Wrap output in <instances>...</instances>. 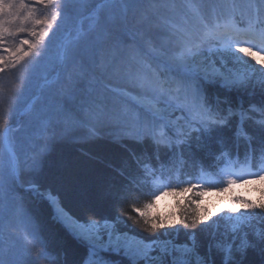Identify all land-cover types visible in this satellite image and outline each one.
<instances>
[{
    "label": "snow or ice",
    "instance_id": "snow-or-ice-1",
    "mask_svg": "<svg viewBox=\"0 0 264 264\" xmlns=\"http://www.w3.org/2000/svg\"><path fill=\"white\" fill-rule=\"evenodd\" d=\"M105 2L109 3L110 0ZM130 2L137 3L142 0ZM82 3L83 0H31V3L28 0H0V50H2L0 66H3L0 67V73L6 69H23L20 87L10 96L13 106L20 101L26 84L57 43L58 34L63 26L73 21L75 14L79 12L77 5ZM247 11L249 18L246 24L238 25L230 17L223 23L204 24V37L199 34V26L175 28L172 37L176 40V48L170 52L160 51L155 47H152L151 52H145L140 48L138 55L145 71L133 78L134 85L140 89L138 96L133 97L140 105V110L135 116V139L140 141L150 139L157 147V155L162 144L175 153L181 144L187 143L190 133L181 132L180 136L184 139L178 143H173L171 139L164 141L163 137L156 133L158 123L164 118V110L158 105L168 104L171 107V102L175 100H182V107L195 114L199 124L195 131H210L214 125H226L228 117L208 103L204 82L219 83L226 90H247L249 85L255 82L264 90V59L257 58L258 55L264 56V0H249ZM192 12L199 15L201 20L204 19L200 7H192ZM100 27L97 18L91 28L96 30ZM24 33H27L29 38L19 39L17 43L18 35ZM83 35L78 33L76 40L59 44L66 59L74 57ZM209 36L219 42L220 47L215 51L224 60L231 62L233 68H227L226 65H222V68L212 65L209 68L198 62L205 38ZM101 43L98 41V54L102 63L104 53L99 50ZM146 43L149 46L153 45L150 39ZM245 57L251 58L259 67H254ZM95 63L93 60V64ZM237 65L243 70H233ZM95 103V100H90L85 95L81 100V107L90 111ZM261 105L259 111L262 119L258 121L261 138L258 147L261 163H264V101ZM256 110L253 106L252 111ZM229 115H232L231 108ZM92 134L95 135V132ZM251 141L252 137H249L250 153L246 156V163L249 165L257 151V147L253 146ZM14 143L15 133L9 124V118L0 119V147H6L9 153L8 159L2 164L5 173L0 179V187H3L4 183L14 184L25 169L30 173L39 174L41 160L36 156L20 160L18 154L12 152ZM137 160L139 162V157ZM162 170L163 165L161 174ZM113 172L114 175L109 180L96 186L92 195L95 199L105 201L109 208L115 209L118 214L93 217L84 222L66 208L59 192L53 189L42 191L43 185L35 176L27 181L34 194L47 200L52 209L53 219L64 225L75 238L87 246L88 255L81 264H107L100 255L102 252H123L131 264H140L141 260L144 264H153L156 260L153 252L169 257V264H213L207 256L200 254L195 242L197 232L202 227L211 228L212 213L198 214L196 209L188 204L178 218H165L149 211L153 205V201H149L143 207H133L132 212L136 215H131L124 205L134 202L138 196L148 194L151 187L149 180L157 177V170L145 165L144 175L140 180L136 177L130 179L123 170L113 169ZM258 178L264 180V174ZM228 183L234 181L229 180ZM189 190L180 189L182 192ZM241 208L243 211L232 205L227 209L231 214L227 216L231 233L229 240L235 237L238 242L229 243L213 238L212 247L224 257L222 264H243V258L249 248H255L257 243L264 245V230L255 233L253 239H250L247 233L240 236L253 218L259 217L264 220V201L251 203L245 200ZM18 218L21 230L25 233L24 243L14 258H8L7 254L0 257V264H37L41 259L55 261V264H68L66 258L60 260L49 251L47 241L30 214L20 210ZM129 220L151 238L146 240L138 237L132 228H127ZM121 225L125 226V231H121ZM166 229L173 232L179 229L190 230L186 233L189 237L188 242L177 244L165 238ZM260 251L264 253V247H261Z\"/></svg>",
    "mask_w": 264,
    "mask_h": 264
},
{
    "label": "rangeland",
    "instance_id": "rangeland-1",
    "mask_svg": "<svg viewBox=\"0 0 264 264\" xmlns=\"http://www.w3.org/2000/svg\"><path fill=\"white\" fill-rule=\"evenodd\" d=\"M28 2L31 3V0H28ZM248 3L249 0H142V2L137 3H131L130 0H110L109 3H106L105 0H83L82 4L77 5L79 12L75 14L73 21L63 26L58 34L57 43L53 45L48 56L42 61L41 66L33 74L32 79L26 84L20 101L13 106L10 100L11 94L20 87V81L9 80L0 84V95L3 97L0 104L1 114H17L15 123L10 124L15 133V143L12 146V152L17 153L20 160L30 159L33 157L34 149L36 150L38 147L44 150L49 145V140L54 132H50L51 134L49 132L45 133L44 129L51 127L53 131L58 132L59 129H54L55 125H58V128L71 129L73 135L77 136L76 138L79 136L87 137L86 139L93 138V132L89 130L96 124L93 120L95 117L103 116L106 117L107 121L115 122L109 126L106 125V130L109 129L116 132L124 129L127 136L133 138L136 130L135 116L140 110V105L133 99L140 92V89L134 85L133 78L145 71L143 62L138 55L140 48H143L145 52H151L152 47L160 51H172L176 48V40L172 37V31L175 28L199 26V34L204 37V24L223 23L229 17L238 25L246 24L249 18ZM196 6L200 7L201 14L204 17L203 20H201L199 15L192 12V7ZM150 11L153 13H150ZM120 17H127L128 21L123 35L120 34L118 36L115 32L111 34L107 30L106 23ZM97 18H99L101 27L93 30L91 26L97 21ZM78 33H83L84 35L79 40L74 57L66 59L59 44L76 40ZM24 34L21 35L22 38H17V43L19 39L29 38L26 33ZM149 39L153 41L152 46L146 43ZM98 41L102 42L99 45V48L102 47L104 53L102 63L99 55L95 53L98 48ZM219 47L218 41L210 36L206 37L198 62L209 68L212 65H215L216 68H222V65H226L227 68H233L231 62L224 60L215 51ZM257 58L264 59V56L258 55ZM245 59L254 67H259L255 65L251 58L245 57ZM93 60L99 64V67L96 70H91V79L95 78L96 81L93 90L92 86L88 85V91L93 93L91 99L95 100L96 103L91 106L89 111L81 107L82 99L77 100V102L74 101V103L67 96L71 98L75 96L73 91L74 84L72 85L71 83L73 81L72 77L76 76V73L78 75L82 74V70L90 66ZM153 63L155 64V61ZM236 69L243 70L238 65L233 70ZM6 70L14 74L23 72V69ZM207 84L221 87L219 83L204 82V86ZM97 86L99 87L98 89H96ZM232 91L251 99L258 98L264 94V90L255 82L249 85L247 90L233 89ZM103 92H109V95L105 96ZM208 103L211 106L218 105L209 100ZM182 104V100H175L171 102V107L168 104L158 105L164 110V118L158 123L156 128L158 135L171 139L172 137L169 134L171 133L174 137L176 136L181 140L184 139V137L180 136L181 132L190 133L191 136L198 123L195 114L189 109L182 107ZM249 108L252 110L253 104ZM255 108L259 110L258 106H255ZM111 117H116V119ZM31 125L34 127H31ZM94 129L97 134H106L103 128L99 129L97 125ZM29 131L32 133L26 134ZM8 157V149L0 147V179L3 178L5 173L2 164ZM224 162L225 159H223ZM220 170L225 177L234 181L232 183L234 185L233 189L230 190V193L218 192L214 194L211 189L203 188L206 191L203 197L209 198L210 207L221 206L227 210L234 205L237 209L243 211L236 199L239 189L242 188L240 180H244L242 178L244 176L243 171L226 165ZM23 174L25 173L22 172L21 175ZM237 176L241 177L235 179ZM201 177L209 180L208 177L211 176L202 173ZM16 182L19 183L20 178ZM156 182L160 183L159 180ZM12 185L4 183L3 187H0V198H5L6 202H8L7 197L10 195L15 206H18L16 213H13V217L6 216L2 210L3 207H0V220L3 219L0 227V242L5 243V246H3L4 250L7 249L6 244L12 247L13 250H20L21 245L24 243L23 236L25 235L21 230L18 218L20 202L16 196H12ZM24 188L31 190L27 182ZM261 189H264V187H261ZM260 192L259 190L249 191L250 195H246L245 200L255 203L264 199V195L259 194ZM174 203L175 201L169 195L160 192L154 198L153 205L149 210L151 213L161 211L166 215L160 214L162 217L173 218ZM228 215L231 214L226 212V216ZM50 217L53 219L52 210ZM61 226L66 229L64 225L61 224ZM120 227L121 231L126 230L124 225ZM127 228H132L135 234L140 232L150 236L131 224ZM66 231L75 238L67 229ZM186 233L183 232L179 236L176 232L170 231V238L168 239L177 244H183L189 240ZM138 237L140 236L138 235ZM182 238L181 242L178 241V239ZM85 250L82 260L88 255L87 246ZM100 255L107 264H122L123 260L121 259L123 258L131 264V261L123 252H102ZM152 255L156 257L153 264H166V261H169V257L162 256L158 252H153ZM140 264H144V261L141 260ZM262 264H264V259Z\"/></svg>",
    "mask_w": 264,
    "mask_h": 264
},
{
    "label": "trees",
    "instance_id": "trees-1",
    "mask_svg": "<svg viewBox=\"0 0 264 264\" xmlns=\"http://www.w3.org/2000/svg\"><path fill=\"white\" fill-rule=\"evenodd\" d=\"M127 22V17H120L106 23L107 30L111 34L115 32L118 36L120 34L123 35ZM21 35L19 34L18 37L22 38ZM99 50L103 51L102 47ZM95 53L99 55L98 48ZM90 66L85 67L82 70V74L78 75L76 73L75 80L71 82L72 85L74 84L73 91L75 96L72 98L67 96L70 101L77 102V100L84 99L85 95L92 100L91 96H93V93L88 91V85H91L93 90L96 79H91V70H96L99 64L96 62L95 64H90ZM21 75L22 73L20 72L14 74L5 70V72L0 73V84L9 80L20 81ZM98 88L97 86L96 89ZM204 88L208 100L218 104L212 107L227 116L228 123L226 125H214L210 131L201 130L198 132L193 130L190 140L181 144L180 148L175 150V153L162 144L157 155V147L150 139L140 141L134 137H129L124 129L116 132L109 129L106 130V125L109 126L115 122L107 121L105 116L95 117L93 121L96 124L89 130L95 132L94 127L97 125L99 129L103 128L106 134L95 133L93 138L86 139L87 137L81 136L76 138L77 136L73 135L71 129L58 128V125L54 127V129H59L58 132L53 131L51 127L44 129L45 133L54 132V134H52L49 145L44 150L37 147L33 151V156L36 154L35 156L41 160L39 174L30 173L25 169L23 171L25 174L20 176V182H15L12 185V196H16L19 199V209L34 218L43 238L47 241L49 251L58 256L60 260L66 258L68 264H80L85 255L86 245L68 234L60 223L51 219L52 209L47 200L39 198L31 190L24 188L25 183L30 178L35 176L38 182L43 185L42 191L53 189L59 192L66 208L80 221L84 222L93 217L100 218L118 214L115 209H110L105 201L95 199L92 195L96 186L106 182L114 175L113 169L117 171L123 170L130 179L136 177L140 180L144 175V166L147 165L157 170V177L161 178L162 182L166 184L164 194L169 195L175 201L173 204V218H178L180 212L185 210L188 204H191L198 214H213L212 221L214 223L210 221V229L202 227L197 232L196 244L202 256H207L208 259L213 261V264H222L224 257L212 247L213 238L225 240L229 243L238 241L235 240V237L229 240L231 233L230 224L227 222V210L221 206L210 207L209 198L203 197V195L206 192L204 191L205 189H211L215 194L218 192L230 193L233 188L228 181L221 178L218 180L216 176L215 179L202 182V187H196L195 185L200 182V169L206 175H209L210 172L215 173L218 164L224 156H227L226 159L228 160H234L235 157L240 160L246 158L250 153L248 147L249 137H252V145L257 147L251 164L257 169H264V163H261V153L258 147L261 138L258 121L261 118V114L259 110L252 111L249 108L253 104V106H258L260 109L262 106L261 102L264 101V94L258 98L251 99L235 91L225 90L213 84H207ZM103 94L108 96L109 92H103ZM2 98L0 95V104ZM224 100L225 102H223ZM229 108H231L232 115H229ZM4 118H9V124H14L17 114L3 115L0 112V119ZM111 118L116 119V117ZM99 122L100 124H98ZM84 126L87 127L86 124ZM31 127L34 126L31 125ZM198 127L199 124L194 129ZM28 133L32 132H26V134ZM169 134L173 143L179 142L173 138L174 136L171 133ZM163 139L168 141L170 138L163 137ZM138 157L139 162L137 160ZM262 174H264V171L251 176L242 183V188L239 189L238 197L236 198L239 206L245 201L246 195H250L249 191L259 190L261 191L259 194L264 195V189H261V187H264V180L258 178ZM177 177H179L178 180ZM155 179L156 177L149 180L151 187L147 195L138 196L134 202L124 205L128 213L136 215L135 212H132L133 207H143L149 201L154 202V198L158 194L156 187H154L155 185H153ZM182 188H189L190 190L182 192L180 191ZM7 198L8 202H6L5 198H0V207H3L2 210L6 216L13 217V213H16L18 206H15L10 195ZM262 201L264 199L255 203ZM152 214L157 216H161L160 214L165 215L161 211H154ZM125 219L127 218L125 217ZM2 222L3 219L0 220V227ZM129 224L133 225L130 220L127 222V226ZM260 230H264V220L255 217L251 224L240 233V236L247 233L249 238L253 239L255 233ZM170 231L172 230H164L165 238H170ZM189 231L179 229L176 234L181 236L183 232ZM136 234L146 240L151 238L140 232H136ZM181 240L183 238L178 239L180 242ZM3 246H5V243L0 242V257L7 254L8 258H14L20 252L19 249L13 250L7 244V249L4 250ZM261 247H264V245L257 243L255 248H249L247 255L243 258V264H262L264 253L260 251ZM237 259H239V256H237ZM121 260H123L122 264H130L124 258ZM37 264H55V261L41 259ZM166 264H169L168 260Z\"/></svg>",
    "mask_w": 264,
    "mask_h": 264
},
{
    "label": "bare ground",
    "instance_id": "bare-ground-1",
    "mask_svg": "<svg viewBox=\"0 0 264 264\" xmlns=\"http://www.w3.org/2000/svg\"><path fill=\"white\" fill-rule=\"evenodd\" d=\"M150 13H153V12H152V11H150ZM75 78H76V76L72 77V80L74 81V80H75Z\"/></svg>",
    "mask_w": 264,
    "mask_h": 264
}]
</instances>
